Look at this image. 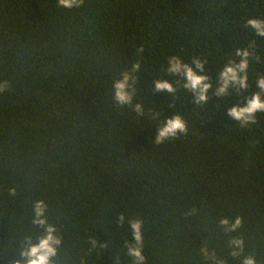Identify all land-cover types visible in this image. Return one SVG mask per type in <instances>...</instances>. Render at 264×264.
Segmentation results:
<instances>
[{
  "label": "trees",
  "instance_id": "16d2710c",
  "mask_svg": "<svg viewBox=\"0 0 264 264\" xmlns=\"http://www.w3.org/2000/svg\"><path fill=\"white\" fill-rule=\"evenodd\" d=\"M250 17L264 19V0H0V264L44 234L36 201L61 240L53 264H133L137 218L144 264H264V113L244 127L227 115L264 76ZM249 45L248 88L217 97L218 71ZM172 55L204 61L205 102L166 72ZM125 71L134 95L120 105ZM173 115L186 132L157 144ZM236 217L226 232L221 219ZM232 239L244 242L236 257Z\"/></svg>",
  "mask_w": 264,
  "mask_h": 264
},
{
  "label": "clouds",
  "instance_id": "9594fccd",
  "mask_svg": "<svg viewBox=\"0 0 264 264\" xmlns=\"http://www.w3.org/2000/svg\"><path fill=\"white\" fill-rule=\"evenodd\" d=\"M83 0H57V5L63 8L79 7ZM245 29H251L255 36L264 37V19L257 17L247 18L243 25ZM252 45L247 48L235 49V55L240 57L239 61L228 60L222 69L218 71L216 96L224 97L230 89H235L237 92L248 88V68L249 57L252 53L249 51ZM258 58V57H257ZM190 66L181 60L179 56L172 55L167 58L166 72L183 77V88L190 90L195 94V103L200 104L207 100V92L211 88L208 83V75L204 70V61L193 58ZM139 62L132 63L131 72L135 73L140 69ZM201 73V74H198ZM121 78L113 81L114 100L120 104L130 103L134 92L132 91L129 80L135 82V77L131 76L128 71L120 74ZM7 82H0V92L7 88ZM256 86L259 91L253 92L251 96L245 95L244 101L238 103L227 110V115L238 121L244 127L256 122L257 113H264V76H261L256 81ZM156 91H167L174 93L176 89L172 83L166 80H155ZM138 115L142 114L140 105H136L135 109ZM186 124L180 115H173L168 118L162 126L157 129L155 142L157 144L164 142L169 138H175L178 134L186 132ZM14 194V189L12 190ZM46 205L43 201H36L34 205L33 223L44 229V234L37 238V242L28 241L26 247L20 251L21 259L14 260L13 264H53L52 258L57 255V248L61 243L60 238L55 234L56 228L47 223L45 217ZM118 222L123 225L125 217L121 214L118 217ZM127 224L132 232V237L135 243L126 244L127 255L133 258V264H144L145 257L142 255V224L140 219H130ZM220 224L225 226V231H235L241 225V219L236 217L234 222H229L227 219H221ZM27 239V238H26ZM232 247L231 255L236 257L243 250L242 239H232L229 241ZM205 251V250H202ZM206 254H208L206 252ZM211 258L214 259V256ZM216 264H224L223 260L216 261ZM242 264H256L254 257L247 256L243 259Z\"/></svg>",
  "mask_w": 264,
  "mask_h": 264
}]
</instances>
